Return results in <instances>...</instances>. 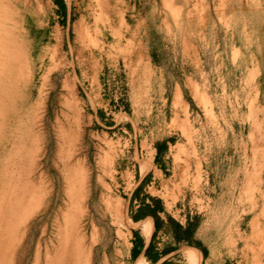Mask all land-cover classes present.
Returning a JSON list of instances; mask_svg holds the SVG:
<instances>
[{"label": "rangeland", "instance_id": "obj_1", "mask_svg": "<svg viewBox=\"0 0 264 264\" xmlns=\"http://www.w3.org/2000/svg\"><path fill=\"white\" fill-rule=\"evenodd\" d=\"M64 2L0 0V264L56 255L73 169L88 264H133L124 181L152 141L179 158L186 135L196 182L177 160L165 192L175 217L185 195L197 264H264V0Z\"/></svg>", "mask_w": 264, "mask_h": 264}, {"label": "crops", "instance_id": "obj_2", "mask_svg": "<svg viewBox=\"0 0 264 264\" xmlns=\"http://www.w3.org/2000/svg\"><path fill=\"white\" fill-rule=\"evenodd\" d=\"M184 138H186V140L183 142L184 148L189 147L190 149H186L182 155L178 156L179 158L175 157V155L171 153L169 142H167L168 144L167 151L164 152L163 154H159L156 158L157 149L155 147V144L157 141H152L151 144L153 146V150L150 154V158H149L150 161L147 164L148 168H146V164L143 163L144 168H146L144 174L140 173L138 177L136 175L131 176V177L130 176L126 177V180L124 181L125 189H126V192L128 193V198L131 202L130 220L132 223L137 224L136 228L135 227L133 228L134 236L132 237L131 246L128 251V257L130 259H133V264L141 263L142 258L147 264H159L160 262L164 260L169 262V259H167V257L175 251V249H173L169 251L168 253L162 255L156 263H152L150 260H148L145 257L144 255L145 250L150 242L153 232L155 231L154 220L151 216L139 217L136 220H134L132 216L137 212L141 204V200L143 198H145L146 201H149V199L145 197L146 195L161 199L162 205L164 206V210L166 212V213H161V216L164 218L165 222L167 220L168 215L171 216L175 221H178L183 227L187 226L188 222H190L191 220H194L190 215H187L188 211L186 210V208L187 207L189 208V206H187L188 204L185 202L184 194L181 195L182 196V203L180 204L181 208H178L176 210L179 218L175 217L173 214H170V210L172 209L174 204L170 199H168L170 197L169 193H166L168 191L165 192V186L170 180V179L169 180L166 179L165 172L170 171L171 166H172L171 175H173V172L175 170V165L177 164L176 162L177 160L180 161V164L178 165V170L183 175L182 179L186 182H189V181L196 182V154H194L191 150V145L193 143L192 137L190 135L189 136L186 135L184 136ZM170 155H174L172 160L170 159ZM145 177H147V182L143 189L144 192L140 191L139 196H135V197L133 196L132 198L133 192L135 191V189L139 186L140 182ZM158 187L160 188L159 190H158ZM187 187L188 185H186V188ZM195 188L196 186H194L192 197H196ZM164 197H166L167 199H164ZM193 206L196 207L195 205ZM262 207L264 208V201L262 202ZM260 212H262V210ZM260 212H258L256 216L255 215L252 216V218L250 219V222L248 223V225L252 229L258 228V220L260 219ZM158 235H160L162 240L164 239L173 240L171 234L168 231L167 232L158 231L156 238L158 237ZM193 239L196 240V227L192 235L190 236L191 243H187L186 241H179L176 244L177 245L182 244L186 246L187 249H185V253H187L188 255V261H189V256H193L196 258L194 259V264L195 262L197 264L200 258V252L196 249V247H191L193 246ZM141 243L143 244L142 247H141ZM157 246H158V243H157ZM165 246H168V244H166V242H163V244L160 247L158 246L157 248L158 250H161ZM172 247H174V243L172 244ZM132 248L133 250L139 251V253L135 257H132ZM201 258H202L201 264H209L207 262V259H208L207 257L201 255ZM186 260H187V256H186ZM189 263L193 264L190 261Z\"/></svg>", "mask_w": 264, "mask_h": 264}, {"label": "trees", "instance_id": "obj_3", "mask_svg": "<svg viewBox=\"0 0 264 264\" xmlns=\"http://www.w3.org/2000/svg\"><path fill=\"white\" fill-rule=\"evenodd\" d=\"M58 6H59V11L60 13L65 14V2L64 0H53ZM167 142H173L172 138L168 139H163L161 141H157L155 144V147L157 149V154L156 158L159 154H163L164 152L167 151L168 149V144ZM147 182V177H145L139 184V186L135 189L133 192V196H139V193L142 189V186L146 184ZM149 199V201H146L145 198L141 200V204L137 210V212L132 216L134 220H136L139 217H144V216H151L154 220V226H155V231L153 232L150 242L145 250V257L150 260L152 263H156L160 257L169 251L173 250L174 247L172 246H165L161 250H158L157 246V241H156V236L158 231H168L174 242H179V241H186L187 243H191L190 241V236L192 235L195 227H196V221L191 220L188 222V225L183 227L178 221H175L171 216H167L166 222L164 221V218L161 216V213H166L164 210V206L162 205V201L159 198H154L149 195H146ZM141 243V247H142ZM197 247H200L202 250L203 254L205 255V249L200 246V244L196 243ZM139 251L133 250L132 248V257H135ZM159 264H170L168 261L164 260L160 262Z\"/></svg>", "mask_w": 264, "mask_h": 264}, {"label": "bare ground", "instance_id": "obj_4", "mask_svg": "<svg viewBox=\"0 0 264 264\" xmlns=\"http://www.w3.org/2000/svg\"><path fill=\"white\" fill-rule=\"evenodd\" d=\"M81 172L79 169H73V175L75 173L76 178H73V182L68 185V187H71L72 192L69 189V207L67 214L63 217L67 226V233L64 238L60 235L57 242L56 255L51 258L48 256L45 264H88L91 242H88L78 228L83 216L81 202L83 199L84 180L83 178H78ZM194 259L196 258L189 256V261L193 264Z\"/></svg>", "mask_w": 264, "mask_h": 264}]
</instances>
